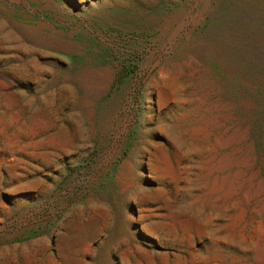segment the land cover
Wrapping results in <instances>:
<instances>
[{"label":"rangeland","instance_id":"1","mask_svg":"<svg viewBox=\"0 0 264 264\" xmlns=\"http://www.w3.org/2000/svg\"><path fill=\"white\" fill-rule=\"evenodd\" d=\"M0 264H264V0H0Z\"/></svg>","mask_w":264,"mask_h":264}]
</instances>
